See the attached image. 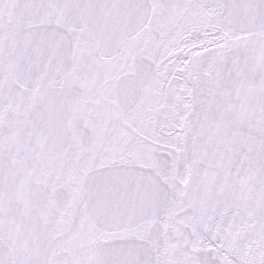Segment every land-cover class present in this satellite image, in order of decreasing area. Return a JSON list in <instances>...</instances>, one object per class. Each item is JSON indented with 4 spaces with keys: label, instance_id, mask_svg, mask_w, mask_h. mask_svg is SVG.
Here are the masks:
<instances>
[{
    "label": "snow or ice",
    "instance_id": "obj_1",
    "mask_svg": "<svg viewBox=\"0 0 264 264\" xmlns=\"http://www.w3.org/2000/svg\"><path fill=\"white\" fill-rule=\"evenodd\" d=\"M0 264H264V0H0Z\"/></svg>",
    "mask_w": 264,
    "mask_h": 264
}]
</instances>
